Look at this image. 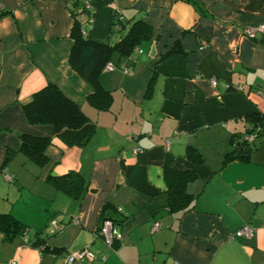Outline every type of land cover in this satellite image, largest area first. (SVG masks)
Wrapping results in <instances>:
<instances>
[{
	"label": "crops",
	"instance_id": "0c3cea01",
	"mask_svg": "<svg viewBox=\"0 0 264 264\" xmlns=\"http://www.w3.org/2000/svg\"><path fill=\"white\" fill-rule=\"evenodd\" d=\"M89 1L94 42L123 37L116 14L126 28L136 19L151 28L130 57L112 56L130 73L100 72L112 94L107 110L87 103L93 87L69 63L73 0H0V217L25 228L0 231V264H66L84 247L96 258L73 264H264V129L249 160L223 163L245 117L264 115V0ZM247 29H256L252 37ZM48 82L95 124L85 145L27 122L23 105ZM19 134L51 137L44 166L20 151ZM188 147L203 162L187 158ZM164 166L195 174L186 185L194 205L184 212L167 206ZM69 171L88 181L79 201L46 180ZM104 218L118 234L112 246L99 233ZM245 224L252 237L234 236Z\"/></svg>",
	"mask_w": 264,
	"mask_h": 264
},
{
	"label": "trees",
	"instance_id": "16d2710c",
	"mask_svg": "<svg viewBox=\"0 0 264 264\" xmlns=\"http://www.w3.org/2000/svg\"><path fill=\"white\" fill-rule=\"evenodd\" d=\"M77 3V1L72 2L71 12L77 7ZM5 13L7 12H1L0 17ZM114 21L120 26V30H126L123 37L112 46L94 42L88 37L89 31L86 36H83L76 20H73L71 30L73 45L69 54V63L93 87L86 101L97 110H107L112 103L111 92L104 90L99 84L98 79L102 69L107 63L120 67L119 61L113 63L112 56L115 54L119 59L130 57L134 50L151 36L150 26L142 19L131 21L127 28L126 22L118 14L115 15ZM23 112L29 124L50 125L53 136L58 137L68 146H83L95 133V124L89 120L81 106L65 96L55 84L50 82L32 94L31 100L23 105ZM245 122L247 126L244 133H236L230 137L231 150L224 155L223 163L235 159L249 160L255 138L252 142H248L244 135L251 133H255L257 137L261 135L264 129V115L247 116ZM19 138L20 151L35 164L44 166L48 161L45 150L51 144V137L19 134ZM185 155L197 163L203 162L202 155L193 147H188ZM162 172L166 183L168 208L177 212H184L191 208L195 198L186 190V185L195 178L194 172L170 166H164ZM46 180L57 190L76 201H79L89 188L88 181L74 171L63 175L49 174ZM104 219H110L114 225L112 218ZM24 230L23 224L11 215H1L0 231L5 234V237L21 234ZM43 243L42 238L38 239L34 245Z\"/></svg>",
	"mask_w": 264,
	"mask_h": 264
},
{
	"label": "built area",
	"instance_id": "2783aa9c",
	"mask_svg": "<svg viewBox=\"0 0 264 264\" xmlns=\"http://www.w3.org/2000/svg\"><path fill=\"white\" fill-rule=\"evenodd\" d=\"M77 1V7L73 9L71 12L73 20H76L77 23L80 25L81 28V34L83 36H86L88 31L93 25L94 22V14L91 8V4L89 0H73ZM3 12V6L0 3V13ZM114 28L116 30H120V26L114 22ZM261 29V28H257ZM256 29H247L246 34L248 36H253L254 32ZM114 68V66L111 63H107L104 67V69L109 70ZM121 70L124 73H130L129 69H127L124 66H121ZM215 80L213 78L210 79V84L215 85ZM257 93L261 96H264V88H258ZM255 133L251 134H245L244 138L248 142H252L255 138ZM134 152H138V148L133 150ZM4 176L8 181H12V175H10L8 172L4 171ZM160 223L155 222L152 226V231L155 232L159 229ZM252 228L248 225L245 224L235 230L233 233L234 236L236 237H245V238H251L252 237ZM103 242L107 246H112V243L115 238L118 237V234L116 232V229L114 228L113 222L110 219H104L102 221L100 231H99ZM96 258V254L89 248V247H84L82 249L76 250L74 252H70L69 254L66 255L65 257V262L66 264H73V263H81L86 260H94ZM176 264V263H175Z\"/></svg>",
	"mask_w": 264,
	"mask_h": 264
}]
</instances>
